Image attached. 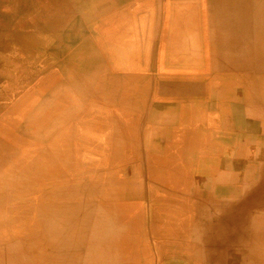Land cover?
<instances>
[{"label": "bare ground", "instance_id": "1", "mask_svg": "<svg viewBox=\"0 0 264 264\" xmlns=\"http://www.w3.org/2000/svg\"><path fill=\"white\" fill-rule=\"evenodd\" d=\"M164 17L171 38L162 53L150 28ZM77 27L74 21L45 41L49 67L34 64L24 72L17 62L25 57L21 44L0 39L1 65L14 64L18 74L0 87V264L153 263L120 231L141 225L151 210L129 217L119 202L101 200L89 169L107 162L105 181L127 191L123 180L136 156L119 128L137 122L133 95L152 89L158 72L159 89L197 97L158 98L172 117H150L167 137L150 147V163L165 171L173 151L179 169L191 168L194 181L186 183L209 226H191L170 252L153 240L163 253L160 264H264V207L247 210L264 199V0H162L108 37L98 32L88 39L74 33ZM31 39L41 38L24 44ZM231 160L251 165L257 184L226 182L232 168L239 174ZM83 171L97 186L89 198L82 194L85 176H78ZM60 190L63 210L55 203ZM172 211L154 209V227L176 225L180 217Z\"/></svg>", "mask_w": 264, "mask_h": 264}, {"label": "rangeland", "instance_id": "2", "mask_svg": "<svg viewBox=\"0 0 264 264\" xmlns=\"http://www.w3.org/2000/svg\"><path fill=\"white\" fill-rule=\"evenodd\" d=\"M160 1L162 0H0V39L4 40L7 36H10L21 44L25 57L17 62L18 65L23 66L20 69L22 72L27 71L30 67L32 68V66L34 67V64L38 66H44L45 64L49 67L50 65L46 61L50 60L52 48L46 44L47 42L45 41L62 29L66 31V27L71 25L74 21L78 23V30L76 29L74 33L83 34L88 39H90L94 33L98 32L108 37L114 28H118L121 32L124 29H130L133 19L139 11L151 9ZM168 25L167 17H164L158 18V24L150 28L154 34H158L160 37L159 42L162 47V53L165 51V46L170 43L171 37H169L167 33L169 28ZM31 36H37L41 39H31L30 42L24 44V40ZM182 37L185 42L198 43V40L189 41L185 38V35ZM159 60V70L162 73L161 68L163 67V59L159 58ZM11 66L12 67L7 68L4 63L1 65L0 62V87L10 78L15 79L18 75L17 72L15 73V71L12 70V68H15L14 64H11ZM162 82L163 79H161L160 73L158 72L152 89H149L145 94L141 93L133 95L134 97L132 96L135 106H133V108L130 107V109L136 113L135 117L137 122L130 124V122L127 121L126 124L119 128V133L129 140V145L134 151L132 152L136 156L135 162H131L128 166L131 169L132 175L123 180L127 191H124V189L120 190V188L116 189L113 184L114 182L105 181L106 175L104 174L108 167L107 162L104 161L101 167L97 166L95 169H89L93 170L92 177L97 181L98 189L101 191L102 188L101 200L110 203L114 202L115 205L119 202V206L125 209L129 217H133L134 212H140L145 208L151 210L148 215L142 217L143 223L138 226L139 228L137 225H131L130 223L129 231L127 229H121L120 231L125 232L124 234H126V237L127 233H129L131 240L128 239L133 242V245H136L135 249L137 248L138 250L139 248L142 251H146L150 261L153 262L152 264H160L163 262V253L161 254L156 250L157 247L153 240L159 239L157 241L161 243L160 245L163 247V250L170 252L171 250L168 248L169 245L172 244L174 246L181 244L185 236L190 235L189 231L191 226L209 227L207 225V210H205V207H201L200 204H197L199 199L197 200L196 197L194 198L191 196L194 187H191L190 183H186V179L190 182L194 181L191 168L188 165H183V167L179 169L177 165L173 163L174 158H170L171 155L175 154L173 151L168 152L164 158L166 164H172L171 166L166 165L167 169H165V171H161L163 168H159L160 165L153 166L150 163L148 154L150 147L161 140H167V137H163V127L159 124L160 121H154L158 124L153 126V122L149 121L150 117L158 113V115L162 113L160 116L165 115L167 117H172L170 113L160 110L157 105L158 98H162L169 103L172 102L173 98L176 96L193 97L194 99L197 97V94H192V92L181 95L173 92L174 89L172 88L166 90L159 89L162 88ZM142 107L145 110H142ZM118 110L119 109H117V112ZM179 139L183 138L180 137ZM244 147L245 146L242 145V148ZM79 160V157H77L73 162L78 164ZM231 164L233 167L235 166L233 164L239 166L238 170L236 168V171L239 172L238 175L235 176L233 174L232 170L234 168H232L231 172L227 175L226 182L233 183L231 186L241 187L246 183L257 184L258 176L252 173L256 172V170L251 165H247L244 161L242 164L238 161L233 163V160H231ZM89 170L87 171L89 172ZM88 175L89 174H86L85 171L78 173L80 178H82V176L84 178L85 176L86 181L82 182V194L87 198L92 196L97 190L96 183L88 180ZM59 181L58 177L54 180L55 183ZM51 185L53 186V184ZM182 188L185 190H182ZM182 191H185L187 196H185ZM135 194L138 195L137 198L134 197ZM57 195L60 199H55V203L57 205L60 204L59 209L63 210L62 206L65 197L62 194V190L58 191ZM159 199L160 201L158 202ZM62 200L63 203L61 204ZM228 205L233 204L229 202ZM253 206H251L252 208H247V210L250 213H253V211L258 213L264 207V199H261L260 204ZM154 209L173 210L172 213L175 216H179L180 220H175L176 225H172L173 229L172 226L169 229L168 227L170 224L166 222H160L159 227L161 228H155L153 224L154 220L150 218ZM202 209L204 211L200 213L199 210L201 211ZM198 214H201V216ZM133 221L134 218H132V222ZM195 221H197V223H194ZM130 228L132 230H130ZM167 234L174 238L170 240L166 236ZM147 240L150 241V244ZM136 241L137 243H135Z\"/></svg>", "mask_w": 264, "mask_h": 264}]
</instances>
